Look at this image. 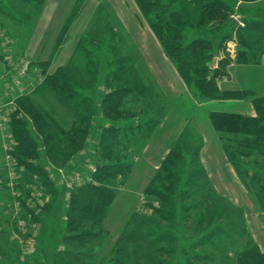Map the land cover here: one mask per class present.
<instances>
[{"label":"rangeland","instance_id":"374dc122","mask_svg":"<svg viewBox=\"0 0 264 264\" xmlns=\"http://www.w3.org/2000/svg\"><path fill=\"white\" fill-rule=\"evenodd\" d=\"M73 1L0 0V264H239L247 249L263 253L264 191L250 176L264 178V152L243 155L250 176H240L209 114H253L252 99L264 97V0H219L230 9L224 25L200 22L216 0H162L174 3L162 17L174 11L186 21L182 54L198 68L191 81L151 23L160 12L145 17L136 0ZM59 67L69 96L51 90ZM204 78L219 92L198 84ZM124 87L132 90L112 102L108 94ZM201 88L244 97H207ZM17 95L45 117L31 129L35 156L14 147L6 126ZM50 112L73 136V126L87 131L59 161L50 152L56 140L44 135L55 130ZM204 143L216 156L221 149L223 173L210 172ZM168 148L181 153L174 181L163 177ZM108 163L123 169L110 183L113 200L99 234L81 238L86 229L72 228L68 216L74 184L99 183L91 174Z\"/></svg>","mask_w":264,"mask_h":264},{"label":"trees","instance_id":"16d2710c","mask_svg":"<svg viewBox=\"0 0 264 264\" xmlns=\"http://www.w3.org/2000/svg\"><path fill=\"white\" fill-rule=\"evenodd\" d=\"M36 1V0H35ZM141 12L145 15V17L149 14L154 12H160L159 15L156 14L158 18L155 21H150L152 25L155 27V30L158 31L159 37L164 45V48L167 54L170 57L174 58L176 63L178 64L179 70L181 75L187 81H191L194 78V71H198V68L193 67L192 61L183 56V52L188 50L185 41L181 40L183 36V28H179V25H185L186 21L180 20L177 15L172 11L167 17H162V13L166 12L165 10H169V8L174 7V3H164L162 4V0H136ZM209 7L205 6V9L213 10L214 13L212 17L209 18H202L200 22L204 24L210 23H220V25H224V23H228V5L225 2H221L219 0L210 2ZM167 10V11H168ZM173 10V9H170ZM231 12V11H230ZM68 19V18H67ZM66 19V20H67ZM212 21V22H210ZM66 22V21H65ZM65 22L62 26L61 31L65 28ZM176 22L178 24L176 25ZM257 24V22H254ZM252 30V29H250ZM61 33V32H60ZM256 36L257 43H260L259 35ZM183 41V42H182ZM195 41V43H197ZM183 44V45H182ZM185 45V46H184ZM183 46V47H182ZM262 48V46H261ZM4 53V52H3ZM7 58V57H6ZM5 58V59H6ZM8 60V59H7ZM9 62V61H8ZM41 63V61L39 62ZM42 65V64H40ZM42 70V69H41ZM45 70V69H44ZM42 71H38L40 73ZM43 73V72H42ZM44 74V73H43ZM59 76H65V71L63 67H59L56 72L50 74L48 78H50V87L51 90L54 92L59 93L60 95L64 96V93L67 91L64 88L63 84L61 85L58 82ZM201 80V79H200ZM212 80L204 78L201 81L198 80V84L203 83L205 88L207 89L208 86H212L213 90L219 92L216 88V85H212ZM202 89V94L207 97L213 98H223V99H232V98H239L243 99L244 95L242 92L239 91H227L222 92L223 95L214 96L212 93L208 94L204 92ZM132 89L129 87H124L120 89H116L109 93V97H111L112 102L117 103L119 99L125 96V94L129 93ZM211 92V91H210ZM67 93V92H66ZM239 94V95H238ZM69 96V93H67ZM230 95L235 97H230ZM239 97H238V96ZM15 98V104L11 106L10 111L8 112V121L6 126L12 136L15 137V148H19L25 151V154L34 155L37 154L38 148L34 145L35 140L37 139L36 136L32 133L31 129L39 126L38 121L42 120L44 116L40 113V109L35 108V104H30L31 108H22L24 104H26V98L23 96ZM254 113L253 114H245L239 111H228V110H211L209 117L212 123L213 128L221 135L222 140H224V145L226 148L229 149V159L233 163L236 172L242 176L244 173L247 176H250L248 173V169L244 171L243 167L245 166L246 161L243 159V155H249L252 152H264V97L252 99ZM34 106V107H33ZM27 113H30L27 114ZM26 115V116H25ZM30 116V117H28ZM45 118V117H44ZM84 121V120H82ZM54 130L53 133H45L44 135L48 137L50 135V139H55L56 142L54 147L56 146L55 150L54 147H51V151H54L56 154L53 158V161H59L60 159L64 158L66 154L63 151L70 150L71 147H80V145L76 142L77 136L81 134L87 133V131L82 130L79 127H72V133L70 130H65L64 128L60 127L59 122L53 117L52 113L50 112V131ZM106 139V138H104ZM24 141L25 144L22 145L21 142ZM63 146V148L61 147ZM235 145V147L233 146ZM27 146L30 149H27ZM107 147L108 146H103ZM232 150L230 151V148ZM61 148L63 150H59ZM242 149V150H241ZM249 149V152L247 151ZM226 150V149H225ZM244 150V151H243ZM107 155H111V152ZM181 157V153L177 149H171L168 153L167 157L165 158L162 164V170L166 171L167 173L163 177H169L170 179L174 178L173 181L176 179L175 171L171 169V167H175L177 160ZM97 174H91V178L97 179L99 183L94 182H83L84 179L81 180L80 184L77 182L74 184L75 189L72 192V202L70 206V210L68 211V216L71 219V226L72 228H79L84 227L86 230H83V233L78 234L79 237L83 238V236L89 235L94 236L99 234L96 230L102 229V222L106 215V211L113 200V189L112 185L110 184L111 181L116 179V172H123V169L114 163H108L104 165H98V168L95 169ZM41 172V170H38ZM30 178L34 177L29 174ZM27 176V177H29ZM46 184V187L50 188L48 192L50 195H54L57 192L55 188L56 182L51 179ZM158 176H160L158 174ZM77 179V178H76ZM79 179V178H78ZM251 181H255L259 184L258 188L260 189L259 192L264 191V178L260 177L257 174H252L250 176ZM28 182L30 180L27 178ZM49 180V179H48ZM172 185V183H170ZM21 185L19 184V188ZM161 192V191H160ZM162 193V192H161ZM40 204V203H39ZM38 205V204H37ZM25 211L31 216H34L37 220L38 214L35 213L33 209L25 208ZM39 213V212H38ZM85 223L90 225L89 227L85 226ZM257 247V248H256ZM239 264H264V252L258 251V246H254L253 248L247 249L244 253L239 255L238 258Z\"/></svg>","mask_w":264,"mask_h":264},{"label":"crops","instance_id":"0c3cea01","mask_svg":"<svg viewBox=\"0 0 264 264\" xmlns=\"http://www.w3.org/2000/svg\"><path fill=\"white\" fill-rule=\"evenodd\" d=\"M53 0H50V3L52 2ZM74 2H75V0L72 2L73 4H74ZM52 13L50 12V15H51ZM67 15L66 14H64L63 16H60V18H63V19H65V17H66ZM60 26L61 25H58L57 26V28H54V30H58V29H60ZM50 28H52V26H51V23H50ZM219 145H220V143H219ZM219 145H217V147H218V149H219ZM221 147H222V145H221ZM169 152V148L166 150V152H165V155H167V153ZM204 154L206 155V163H209V164H211V168H210V172L211 173H213V174H215V173H217V172H219L220 171V173H223V170L226 168L225 166L223 167V168H218V166L216 165L217 163H221L223 160H222V158H223V156H222V151H221V149H219V151H218V155L216 156L215 155V153H213V152H211L210 151V149H209V144L208 143H204ZM165 157H163L162 158V160L164 159ZM162 160H161V162H162ZM220 160H221V162H220ZM160 162V163H161ZM157 163V162H156ZM155 163V164H156ZM219 165V164H218ZM230 170H229V168H227V173H226V177H225V179H230ZM229 177V178H228ZM222 178V177H221ZM214 180V184H217L218 185V182H217V179H213ZM222 180H223V178H222ZM216 185V186H217ZM218 187H220V186H218ZM218 187H216L217 189H218ZM257 238V237H256ZM259 241V240H258ZM260 244L262 245V247L264 248V238L260 241Z\"/></svg>","mask_w":264,"mask_h":264}]
</instances>
